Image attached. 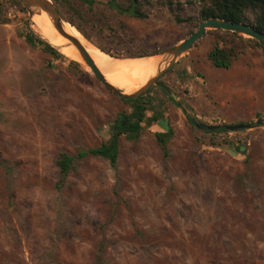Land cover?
I'll return each mask as SVG.
<instances>
[{
    "label": "rangeland",
    "instance_id": "obj_1",
    "mask_svg": "<svg viewBox=\"0 0 264 264\" xmlns=\"http://www.w3.org/2000/svg\"><path fill=\"white\" fill-rule=\"evenodd\" d=\"M106 1L56 8L117 59L163 54L195 31L207 2L170 0L169 10L148 0L137 19ZM0 6V264H264V49L206 32L159 79L175 98L150 91L158 126L172 132L168 156L147 128L136 142L119 139L115 170L105 159L77 160L57 190V155L106 142L130 106L82 64L30 45L25 34L36 30L20 0ZM215 45L239 52L229 69L208 61ZM189 119L261 123L207 134Z\"/></svg>",
    "mask_w": 264,
    "mask_h": 264
},
{
    "label": "trees",
    "instance_id": "obj_2",
    "mask_svg": "<svg viewBox=\"0 0 264 264\" xmlns=\"http://www.w3.org/2000/svg\"><path fill=\"white\" fill-rule=\"evenodd\" d=\"M50 1V0H49ZM56 5L63 0H51ZM80 3L87 6H91L94 0H78ZM156 3L166 6L169 10H172V3L170 0H155ZM121 2V3H120ZM108 7L116 10L119 14L130 15L137 19H145L147 15L143 12L146 5H150L148 0H107ZM57 9V8H56ZM59 12V11H58ZM60 14V13H59ZM220 19L232 23H243L253 26L257 31L264 34V0H207L204 2L202 8L199 11V20L206 19ZM176 23H181L182 20L174 17ZM74 30H76L81 36L84 34L69 20L65 21ZM1 19V6H0V24ZM216 32V31H212ZM230 34L231 36L241 38L242 36ZM25 39L30 45L39 44L50 55L63 58L64 56L56 52L48 44L38 40L29 31L25 34ZM262 48L256 41L248 39ZM102 52L111 55L109 51L98 47ZM263 49V48H262ZM153 55H147L145 53L129 54L130 58H145ZM239 52L233 46L215 45L207 54V59L211 65L216 69H229L233 62L238 58ZM113 57V56H112ZM115 57V56H114ZM71 66L76 68L79 64L75 61H69ZM154 86L150 87L147 92L138 96L135 99L126 100L124 103L130 106L129 112H120L116 115L114 121L109 126V139L97 147L82 149L76 152V154H67L61 152L57 155L55 165L58 170L59 178L56 184V189L61 190L65 179L68 174L75 169V162L84 158H101L108 161L109 166L115 170L119 154V139L124 137L128 141L136 142L144 129L153 128L158 126V122L163 119V116L154 110V106L157 102L149 99L150 91ZM164 95H167L162 89H160ZM150 112V116L147 113ZM190 124L196 126L193 120L189 119ZM197 127V126H196ZM201 127V126H200ZM216 132H228L224 128H217L213 131L206 130L207 134H213ZM172 135L170 129H165L155 133L156 141L164 155L168 156L167 144ZM99 264H103L102 260H99Z\"/></svg>",
    "mask_w": 264,
    "mask_h": 264
},
{
    "label": "water",
    "instance_id": "obj_3",
    "mask_svg": "<svg viewBox=\"0 0 264 264\" xmlns=\"http://www.w3.org/2000/svg\"><path fill=\"white\" fill-rule=\"evenodd\" d=\"M24 8L27 10L29 22H31V18L35 14H40L41 12H45L51 20L52 27L55 29V31L64 38L68 45L72 46L78 53L81 61L83 62V66L89 71V73L93 76V78L108 92H110L113 95L118 96L122 100H131L135 99L138 96L144 94L148 91V89L152 86H157L160 89H162L168 96L171 98H175L172 91L166 87L164 84L159 82V79L175 64L179 62V60L187 54L193 45L200 40L208 31H223V32H229L234 33L240 36H245L248 39H252L256 41L263 49H264V34L257 31L253 26L243 24V23H232L225 20L220 19H206L203 21H200L197 25V28L195 31H193L186 39L180 41L178 44L170 47L167 49L163 54L159 56H163L164 58L168 59L166 65L159 69L156 73V75L152 78H150L145 85L137 89L136 91L130 93V94H124L122 91L117 89L116 87L109 84L102 73L97 69L94 62L84 49V47L78 43V41L66 33L62 26L60 25L61 20L64 21L58 10L55 8V6L50 3H47L43 0H20ZM32 24V23H31ZM30 32L36 37L38 40L42 41L43 43L48 44L50 47H52L56 52L61 54L57 48L49 44L45 39H43L36 31L32 30L30 28ZM62 55V54H61ZM76 62V61H75ZM79 65H81L79 62H77ZM261 122L257 121L255 124H236V125H226L223 126L224 130L227 131H239L243 129H250L254 126L259 125ZM197 127H200V125H196ZM201 128L213 131L216 130L217 126H201Z\"/></svg>",
    "mask_w": 264,
    "mask_h": 264
},
{
    "label": "bare ground",
    "instance_id": "obj_4",
    "mask_svg": "<svg viewBox=\"0 0 264 264\" xmlns=\"http://www.w3.org/2000/svg\"><path fill=\"white\" fill-rule=\"evenodd\" d=\"M43 1L50 3L49 0ZM31 23L36 32L49 44L57 48L62 55L83 64L77 51L68 45V42L52 27L50 17L45 12L35 14L31 18ZM60 25L66 33L74 37L84 47L105 80L124 94H130L145 85L168 61V59L159 55L145 58H113L87 40L80 38L65 21L61 20Z\"/></svg>",
    "mask_w": 264,
    "mask_h": 264
},
{
    "label": "crops",
    "instance_id": "obj_5",
    "mask_svg": "<svg viewBox=\"0 0 264 264\" xmlns=\"http://www.w3.org/2000/svg\"><path fill=\"white\" fill-rule=\"evenodd\" d=\"M163 120V119H162ZM152 129H155L157 132H160V131H164L162 128H160L159 126H154Z\"/></svg>",
    "mask_w": 264,
    "mask_h": 264
}]
</instances>
